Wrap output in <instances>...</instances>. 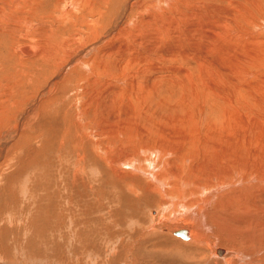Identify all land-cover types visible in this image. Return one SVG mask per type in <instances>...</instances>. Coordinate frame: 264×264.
I'll list each match as a JSON object with an SVG mask.
<instances>
[{
	"label": "bare ground",
	"instance_id": "bare-ground-1",
	"mask_svg": "<svg viewBox=\"0 0 264 264\" xmlns=\"http://www.w3.org/2000/svg\"><path fill=\"white\" fill-rule=\"evenodd\" d=\"M160 1L174 0L140 1L138 26L128 25L136 20L131 18L134 14L131 13L125 30H120L117 25L111 26L113 20L104 23V18L109 16L110 0H16L11 4L1 0L0 33H6L15 22L24 24L17 42L15 39L11 42L13 46L23 45V54L16 56L17 66L23 70L28 63L38 61L45 69L46 63L59 57L62 49L67 59L71 47L85 46L100 37L106 40V32L112 30L110 43L105 41L107 44L92 57L80 61L77 86L84 79L88 82L83 95L79 88L75 89L74 97L82 100V104L76 105L78 110L70 118L67 130L78 153L98 162L105 178L129 193L125 201L133 211L122 217H127L126 222L132 227H143L141 230L137 227L143 236L128 247L125 263L264 264V128L245 120L251 116L255 122H264V72L254 74L249 69L257 65L262 69L258 71L264 70V0H178L179 3H172L170 13L160 9ZM189 4L195 7L193 11L188 7L191 12L186 11ZM146 10L152 12L145 16ZM194 16H199L195 17L198 21H192ZM77 22L83 23L88 32L65 38L62 31L67 28L65 24L69 23L72 29ZM30 24L38 25L32 28ZM249 29L255 30L256 36L248 35ZM196 30L203 43L191 37ZM114 41L117 43L113 44ZM76 58L83 59V51ZM71 80L72 77H66L64 83ZM17 87L18 83L1 84L0 94L10 100ZM62 97L54 95L40 109L58 110L61 117L65 109ZM13 147L18 149L17 143ZM83 172L75 166L65 182L71 188L79 182L86 185ZM28 188L23 186L21 190L30 195ZM62 197L61 194L59 198ZM71 199L68 197L70 202ZM137 200L153 210L148 209V214L142 217L132 204ZM97 209L92 212L101 211ZM69 211L67 216L76 212ZM92 212L83 214L89 216ZM9 218L13 222L12 216ZM75 219L76 216L68 223L77 234L80 226L90 224L89 219L84 223ZM123 219H115L114 223L118 225ZM107 223L103 221L105 228L112 231ZM29 230L22 228L24 238ZM67 231L69 239L75 238L72 229ZM97 231L83 235L84 250L92 251L94 247L99 252L95 241L101 231ZM178 231L182 234H177ZM115 232L121 241L122 234L119 230ZM162 238L177 242L191 256L156 254L149 261L144 245ZM115 242L103 248L107 257L111 256L109 264H120L121 258L113 257L123 255L120 249L124 244ZM71 245L69 251L76 253L74 243ZM19 247L24 249L23 245ZM64 257L56 254L49 262L61 264Z\"/></svg>",
	"mask_w": 264,
	"mask_h": 264
},
{
	"label": "rangeland",
	"instance_id": "rangeland-1",
	"mask_svg": "<svg viewBox=\"0 0 264 264\" xmlns=\"http://www.w3.org/2000/svg\"><path fill=\"white\" fill-rule=\"evenodd\" d=\"M5 1H7L8 3L11 1L9 3L11 4L16 0H9V1L5 0ZM140 1H144V0H110L111 4L109 8L107 9L109 16H107V18H104L105 19L104 23L106 24L108 23V21L113 20L111 23L112 27L117 25L118 27V28L116 27L117 29L125 30V26L127 24L126 21L128 22L127 19L131 17L130 15L131 13H134L131 18L137 20V13L140 11L138 7V4ZM173 2L179 3L178 0H174L171 3L166 2L167 4H169L167 5L165 2L160 1L159 2L160 9L163 12L166 10L167 13L168 12L170 13ZM202 6L205 7L204 5ZM184 7L186 6H183V9L185 10ZM188 7L190 10L195 8L193 4H189L186 7V11L188 12H191L189 11ZM160 9L156 11L163 14V12ZM104 11L106 10L104 9ZM151 12L152 11L150 10L149 11L146 10V11H143V14L147 16ZM1 14L3 13L0 12V15ZM195 17L199 18V16H194L193 20L192 19L191 20L196 21L197 18L195 19ZM136 20H134L135 23L134 21H132V23H130L129 21L128 25H131V26L134 25L133 28L137 27L138 20L137 21ZM36 23H38V21H36ZM1 24L2 22L0 20V25ZM65 25L67 28L62 29V31L64 30L65 38H71L73 35L77 33L82 34L84 31H87V28L81 22H77L76 27L72 29L70 28L69 23H66ZM21 26L22 28L25 27L24 24H20V22L19 24H17L15 22L14 26L6 29L8 33L7 32L6 33L1 32L2 34L0 33V65H1L0 66V85L5 84L7 86L9 85L12 86L13 84L18 83V87L14 95L10 96V100L7 99L8 96L5 97L4 95L0 94V117L2 118L0 123L1 125L3 124L2 125L3 127H0V134H1L0 135V264H9V263L11 264H19V263L20 264L22 263L23 264H26V263L27 264H36V263L41 264L40 262H37V259L35 260V258L44 259L46 260V262L47 261L49 262L51 261V258L56 257V254H59V256L65 255L61 264H64V263L67 264V262L69 264H76L77 262L78 264H85L86 262H87L86 264L88 263L89 264L91 263L92 264H102V263L109 264V262L107 261L111 258V256L107 257V254L104 252L103 248L106 247L105 245L108 243H112V242L116 243L115 240H117V243L124 244L123 247L121 245V249H120V250H123V255L122 257L120 255H116L113 258H121L120 264H127V262L126 263L124 262V259L125 260L127 259L126 256L129 253L128 247L131 248V246L134 243H136L140 237L143 236L142 232L141 231L139 232L137 230V227L140 230L143 229V227L141 228L138 225L137 226L135 225L136 228L132 227L128 224V221L126 222L128 218L125 217L126 219L125 218L123 219L122 217L124 214L130 213L133 211V210L130 211V208L128 209V207L130 206V203L126 204V201H125V199L129 196V193L126 192V190L123 189L122 187L121 189H119V186L117 184L111 183L108 177L105 178L106 176L103 175L102 172H100V167L102 168V166L99 165L98 162L93 161L92 158L90 159L89 157L87 158V156L82 157L81 153H78V150L74 146L73 139L70 133L68 134V130H67L69 123H70V118L73 117L76 111L78 110L76 105L79 104L81 106L82 104V100H79L78 98L74 97V95H76L75 89L76 87L79 88L81 95H83L86 91V88L84 87V85L88 82V80L84 79V81H81L82 84L80 86H77L78 85L77 80L81 76L78 74V72L81 69L80 61L82 62V60H87L89 57H92L94 53L98 52V49H101L102 46H105L107 43H110V41H112L111 40L112 30L110 31V33L106 32L105 34L106 40L100 37L97 40L92 41L91 42L92 44L89 43L79 48H77V45L71 47L70 49H68L67 53L69 56L67 59L65 58V53H64L65 49L64 50L62 49L58 53L60 55L59 57L51 59L49 63H46L45 69H44V66H41L38 61L35 63H28L27 64L28 67H26V69L23 68L22 70V67L17 66L19 59L17 60L16 56L17 54H23L24 52L23 45L20 44L21 46L20 45L18 46L16 43L13 46V43L11 44V42H14V41L17 42V38L20 35V31L21 30L23 31ZM34 26L35 25L32 24L30 27L35 28L36 26L35 27ZM8 29L9 31H11V29L15 31L17 29L18 30L16 32L12 30L14 32L12 33V31L9 32ZM249 31L250 32L247 33L248 35L256 36L257 33L255 30L249 29ZM15 33L17 36L14 35ZM197 33H199V31H197L196 34L194 33L195 35L191 33V37L195 38V40L198 39L199 42L200 40H202L201 42L203 43L204 42L203 37L201 38V36H199ZM4 34H7V35H4ZM103 41L104 42L106 41L107 43L106 42L103 43ZM115 43L117 42L114 41L113 44ZM34 48L36 49V46H34ZM81 50L83 51L84 58L81 60H78L76 58V55L78 56L81 55L82 54ZM218 63L220 62L218 61ZM259 68L260 66L258 67L257 65H253L249 67L252 73L264 72V70L258 71V70H262ZM69 76L72 77L71 82L68 84L64 83V80L66 79V77H69ZM61 79L62 80L64 79V80L62 81ZM53 84L55 87L53 86ZM50 85L53 87L51 88ZM66 88L68 90L64 91L66 90ZM51 89H52V93L50 91ZM54 95L59 96V97L63 96L62 98L65 101L64 103L65 109L61 113V117H58L57 115L59 113L58 110L54 111L51 108H45V110L40 109V105L45 100L53 97ZM11 97H12V100H11ZM78 100H79V103H78ZM8 101H10V103ZM11 101H13L14 103L12 104ZM79 105L78 107H80ZM9 116L11 117L9 118ZM89 117H91V114H89ZM246 118L247 117H245V120L249 124L260 125L264 128L263 121H262L263 123H261V120L260 121L257 120V122H255L256 119L254 117L252 118L251 116L247 119ZM259 122L262 125L259 124ZM19 123L20 124L23 123V126L20 127ZM33 136L36 137L37 140H34ZM14 143H17L18 149H15L13 147ZM80 156L84 160H82ZM13 158L14 159L16 158V159L14 160ZM94 163H96L97 166L94 165ZM75 166L82 168V170L85 172V173L83 172L85 174L83 175V177H85L84 182L86 184V185H82V183L79 182L75 186L76 189L75 187L71 188L70 184H68V182H65V179L68 178V176L70 175L69 173L73 170ZM89 170L90 172L94 171L93 172L94 174L89 173ZM23 186L29 187L27 190L30 191V195H27L26 192L23 193V191L21 190ZM90 187L91 188L93 187V188L91 189ZM115 187L118 190H116ZM70 189L72 192L70 191ZM75 190L78 193L75 192L74 194L73 191ZM61 194L63 195L62 199L59 198ZM81 194H84L85 196ZM113 194H114V197L112 196ZM108 195L110 198L108 197ZM68 197L72 198L71 199L72 203L68 200ZM116 197L118 200L115 199ZM98 201L100 202L99 204H97ZM75 204H77V206H75ZM78 204L81 205V207ZM84 204L86 205V207L84 206ZM132 204L135 205L136 210L140 213L142 217H145L148 214V209L153 210V208L141 205L138 200L134 201V203ZM112 205L114 206L112 207ZM100 206L103 208H101ZM107 206L109 209L107 208ZM105 207H106V210L104 209ZM97 208H99L101 211H95L96 214L95 212H92L93 210H96ZM68 209L74 212L76 211L75 214L67 216V211H69ZM82 210H86V211H82ZM83 212H92V213H89L90 215L86 216L83 214ZM109 212L113 213V215L111 214V216H109L108 214ZM10 216H12V218L14 219L13 222L10 221V218H9ZM74 216H76V219L74 221H78L79 223H84L88 219L90 220V224L88 223L86 225L80 226L79 228L80 232H78V234L75 231V227H73L72 225H69L68 223V221L72 220ZM135 218L133 217V219ZM115 219H121V220L123 219V222L118 223L117 225L114 223ZM103 221H105V223L108 222L107 225L110 226V230L112 231H108L105 228V226L103 225ZM22 224L24 225L22 228L29 227L30 229L29 231H27L28 234L27 233L25 234L26 236L25 238H24V234L21 228ZM68 228L73 230V232L76 235L75 238H72V239L68 238V235H69V232L67 231ZM95 230H98L97 232L101 231L100 232L101 235H98V238H96V241H95L96 243L95 246L99 248V252H96L95 248L91 247L93 249L92 251H95L93 253L91 250H84L85 245L83 244L84 241L82 237H84L86 233L93 234V231ZM115 230L116 231L119 230L120 234H122L121 241L119 240V238H116V235L118 237L119 235L115 232ZM113 231L115 235L112 233ZM18 232H19V235H18ZM136 232H139L140 235L139 233H137L136 235ZM80 234L82 236H80ZM128 237H130V239ZM162 239L161 240L159 239L160 241H156L154 243H147V245L146 244L144 245L143 250L145 254H147L146 257L149 255V257H147L149 261H152L154 259L153 256L156 254H157L156 256L172 254L173 257L176 255L177 257H182V258H188L191 256L189 255L190 254L189 251L188 250L184 251L177 242L168 241L169 239H165V238H162ZM67 243H69L70 245L67 246ZM72 243H74L73 247L77 248L76 253H72L69 251L68 247L69 246L71 247ZM20 245H23L24 246L23 248L26 249V251H24V249L21 250L19 247ZM57 245L62 246V248L57 247ZM62 249L64 250V252ZM87 251L88 252L91 251V252L88 253ZM53 252H55L56 254ZM104 254L106 257H104ZM44 255L47 257H45ZM151 255H153L152 256L153 258H151ZM146 257L144 258L146 259ZM50 263L51 262H49V264Z\"/></svg>",
	"mask_w": 264,
	"mask_h": 264
},
{
	"label": "water",
	"instance_id": "water-1",
	"mask_svg": "<svg viewBox=\"0 0 264 264\" xmlns=\"http://www.w3.org/2000/svg\"><path fill=\"white\" fill-rule=\"evenodd\" d=\"M177 234H182V233L178 231Z\"/></svg>",
	"mask_w": 264,
	"mask_h": 264
}]
</instances>
